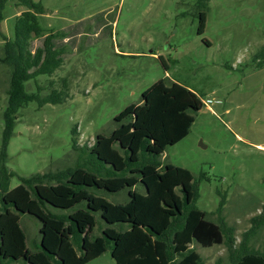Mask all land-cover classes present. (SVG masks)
Masks as SVG:
<instances>
[{
  "label": "rangeland",
  "instance_id": "obj_1",
  "mask_svg": "<svg viewBox=\"0 0 264 264\" xmlns=\"http://www.w3.org/2000/svg\"><path fill=\"white\" fill-rule=\"evenodd\" d=\"M32 1L44 9L37 15L43 31L37 40L50 33L65 37L64 62L51 76L27 82L26 92L44 97L55 91L60 102L39 105L34 100L17 113L5 145L9 190L22 179L75 166L104 176L108 166L88 155L96 135H110L118 126L114 118L138 104L153 83L176 82L198 94L204 106L194 114L188 136L158 160L192 173L196 206L208 220L232 229L235 248L244 243L263 253L264 64L259 66L254 55L264 45V0ZM23 10L18 0H7L2 35L12 37L15 17ZM201 12L205 28L199 35ZM3 44L0 36V59ZM10 74L0 61V152ZM144 159L149 157L140 156ZM135 190L144 194L140 184ZM94 193L113 204L128 200L127 190ZM76 208L43 205L52 215ZM92 214L95 238L106 225L98 212ZM19 225L27 249L39 251L40 222L25 214ZM194 248L202 264H232L224 245ZM0 264L23 262L0 259ZM87 264L115 261L107 250Z\"/></svg>",
  "mask_w": 264,
  "mask_h": 264
},
{
  "label": "trees",
  "instance_id": "obj_2",
  "mask_svg": "<svg viewBox=\"0 0 264 264\" xmlns=\"http://www.w3.org/2000/svg\"><path fill=\"white\" fill-rule=\"evenodd\" d=\"M6 2L0 0V24ZM18 2L25 10L15 17L12 37L0 31L4 42L0 61L11 68L0 152V259L23 264H87L110 250L115 264H202L194 248L198 244L205 248L224 245L232 264H264V252L250 250L244 243L235 248L232 229L208 220L196 206L198 192L189 170L158 160L167 147L188 136L194 114L204 106L198 94L176 82L153 83L138 104L127 106L114 118L118 126L110 135H96L88 155L108 166L104 176L75 166L22 179L9 190L12 173L5 168V145L17 113L34 100L39 105L60 102L58 92L40 97L26 92L25 84L51 76L63 65L65 43V37L62 41L53 33L37 40L43 35L37 15L44 9L32 0ZM199 18L197 33L201 35L205 13ZM254 61L264 64V45ZM71 132L74 135L75 129ZM75 144L72 139L74 148ZM140 156L149 159L140 161ZM139 184L144 194L135 190ZM99 190H127L128 200L110 203L94 193ZM46 203L61 210L85 205L67 215H52L44 211ZM97 212L106 226L100 236L92 238L96 226L92 213ZM25 214L40 222L37 252L27 249L19 225Z\"/></svg>",
  "mask_w": 264,
  "mask_h": 264
},
{
  "label": "crops",
  "instance_id": "obj_3",
  "mask_svg": "<svg viewBox=\"0 0 264 264\" xmlns=\"http://www.w3.org/2000/svg\"><path fill=\"white\" fill-rule=\"evenodd\" d=\"M64 41H65V39H64Z\"/></svg>",
  "mask_w": 264,
  "mask_h": 264
}]
</instances>
